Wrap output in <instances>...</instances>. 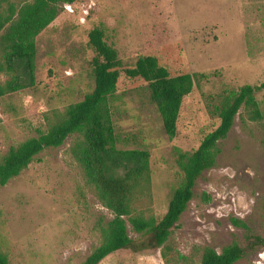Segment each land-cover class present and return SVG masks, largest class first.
Wrapping results in <instances>:
<instances>
[{"label":"rangeland","instance_id":"obj_1","mask_svg":"<svg viewBox=\"0 0 264 264\" xmlns=\"http://www.w3.org/2000/svg\"><path fill=\"white\" fill-rule=\"evenodd\" d=\"M31 0H0V15ZM103 30L122 65L157 57L171 75L200 74L182 99L174 137L162 130L146 84L120 75L109 100L117 150L149 154L150 184L132 215L158 222L180 186L179 154H189L218 123L240 87L264 82V0H76L35 38V83L0 96V160L10 148L46 133L64 108L93 87L87 34ZM122 66V67H123ZM9 75L0 71V87ZM261 119L241 107L218 142L215 166L197 179L193 198L155 251L119 250L99 264H199L200 251L232 243L234 264H264L252 237L264 238V91L254 94ZM46 149L0 186V254L9 264H81L112 218L71 149ZM121 174V171H119ZM233 221L242 223L246 228ZM131 238L137 235L127 224Z\"/></svg>","mask_w":264,"mask_h":264},{"label":"trees","instance_id":"obj_2","mask_svg":"<svg viewBox=\"0 0 264 264\" xmlns=\"http://www.w3.org/2000/svg\"><path fill=\"white\" fill-rule=\"evenodd\" d=\"M75 2L31 0L16 11L10 8L6 16L0 15V71L9 75L0 87V96L34 85L35 38L54 21L59 5ZM87 40L93 52L90 62L92 89L80 101L67 105L46 133L8 150L0 160V186L16 177L39 153L61 146L69 136H77L79 140L71 149L73 157L82 167L86 181L94 187L101 205L112 214L105 225L98 226L100 245L81 263L99 264L119 250L133 253L155 251L166 242L193 198L197 179L215 166L219 154L217 144L227 136L239 109L243 107L251 121L261 119L254 94L264 91V82L240 87L220 108L217 127L202 138L196 149L178 155L181 184L171 193L162 218L155 222L132 215V204L149 188V154L142 150H117L109 100L116 92L121 74L131 81L145 83L149 102L160 117L163 132L174 137L182 99L191 92L193 81L202 75L184 73L173 76L154 56L141 57L133 65L123 66L117 51L106 43L100 28L91 29ZM233 223L246 228L242 223ZM127 224L137 238L129 236ZM252 239L256 245L264 246V238ZM243 256V249L236 243L223 247L219 253L204 247L200 251L199 264H234ZM0 264H9L2 254Z\"/></svg>","mask_w":264,"mask_h":264},{"label":"built area","instance_id":"obj_3","mask_svg":"<svg viewBox=\"0 0 264 264\" xmlns=\"http://www.w3.org/2000/svg\"><path fill=\"white\" fill-rule=\"evenodd\" d=\"M259 257L262 258L264 260V251H262L260 254H259Z\"/></svg>","mask_w":264,"mask_h":264}]
</instances>
